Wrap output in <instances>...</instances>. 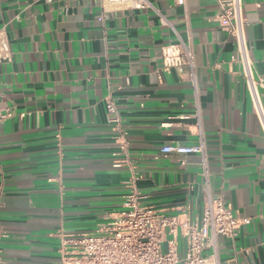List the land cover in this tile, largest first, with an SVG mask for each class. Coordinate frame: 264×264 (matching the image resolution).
<instances>
[{"label": "crops", "instance_id": "obj_1", "mask_svg": "<svg viewBox=\"0 0 264 264\" xmlns=\"http://www.w3.org/2000/svg\"><path fill=\"white\" fill-rule=\"evenodd\" d=\"M146 1L0 0L12 50L0 63V110L12 113L0 120V264H59L55 234L94 232L122 211L132 172L141 204L187 208L191 220L207 183L249 219L217 238L220 264H264V135L217 0ZM242 10L264 79V0H242ZM178 41L195 57L206 180L199 154L160 151L199 137L185 72L162 69L160 47Z\"/></svg>", "mask_w": 264, "mask_h": 264}, {"label": "built area", "instance_id": "obj_2", "mask_svg": "<svg viewBox=\"0 0 264 264\" xmlns=\"http://www.w3.org/2000/svg\"><path fill=\"white\" fill-rule=\"evenodd\" d=\"M174 1L184 5L186 0ZM135 3L137 7L147 5L146 0H135ZM217 4L219 12L215 20L235 42V60L239 63L240 74L245 79L264 135V79L254 75L248 56L242 0H217ZM160 56L164 71L176 68L185 72L193 88L196 102L194 115L199 136L197 143L193 145L182 147L166 144L160 151L164 154H199L202 174L206 180L207 156L199 120V87L193 51L182 41L171 42L160 47ZM11 58L12 50L7 32L1 28L0 63L8 62ZM106 110L117 132L115 138L119 148L125 152L126 138L118 110L112 101L106 102ZM11 114L8 110H0V120ZM119 161H115L113 166H120ZM124 161L126 162V158ZM184 163L181 160V164ZM135 180L136 174L132 172L126 180L128 192L125 195L124 209L94 232L78 235L55 234L59 242V264H220L217 238L235 237L240 227L249 222L248 218L235 216L220 195L211 196L207 183L202 211L197 218L191 220L187 217V208H182L183 212L169 213L163 208L141 204L143 196L137 191ZM181 215L186 217L182 219Z\"/></svg>", "mask_w": 264, "mask_h": 264}, {"label": "rangeland", "instance_id": "obj_3", "mask_svg": "<svg viewBox=\"0 0 264 264\" xmlns=\"http://www.w3.org/2000/svg\"><path fill=\"white\" fill-rule=\"evenodd\" d=\"M164 249V248H163Z\"/></svg>", "mask_w": 264, "mask_h": 264}]
</instances>
